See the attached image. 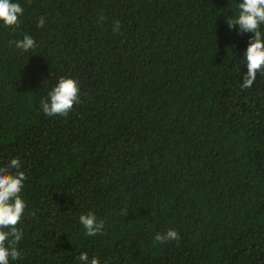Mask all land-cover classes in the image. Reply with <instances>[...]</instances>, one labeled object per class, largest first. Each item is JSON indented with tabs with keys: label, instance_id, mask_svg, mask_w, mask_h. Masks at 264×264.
I'll return each instance as SVG.
<instances>
[{
	"label": "trees",
	"instance_id": "trees-1",
	"mask_svg": "<svg viewBox=\"0 0 264 264\" xmlns=\"http://www.w3.org/2000/svg\"><path fill=\"white\" fill-rule=\"evenodd\" d=\"M12 2L0 166L19 158L27 207L10 264H264V75L241 87L253 34L227 26L239 0ZM24 35L35 49L15 48ZM60 77L81 102L49 117ZM89 212L104 223L91 237ZM168 229L180 239L154 243Z\"/></svg>",
	"mask_w": 264,
	"mask_h": 264
},
{
	"label": "clouds",
	"instance_id": "clouds-1",
	"mask_svg": "<svg viewBox=\"0 0 264 264\" xmlns=\"http://www.w3.org/2000/svg\"><path fill=\"white\" fill-rule=\"evenodd\" d=\"M237 14L227 20L229 29L236 28L238 33H252L248 46L243 54V63L247 72L243 74L241 87L250 88L256 80L257 73L264 75V0H239ZM23 8L18 2L0 0V24L7 28L19 26V18ZM103 18L101 17V20ZM44 18L37 21L38 27H43ZM120 24L116 21L113 31H119ZM15 48L23 52L35 49L36 41L29 35L13 42ZM78 82L72 78L60 77L57 84L51 88L45 98L40 100V109L46 116L67 117L73 106L80 103ZM19 158L11 159L7 165L0 166V264H10V260L22 259L18 244L23 238V228L19 227L21 218L27 207L21 197L24 182L27 177L20 170ZM15 170V171H13ZM79 223L85 230V235L95 236L102 233L103 221L89 212L79 217ZM178 233L168 229L165 233H156L154 243L165 244L178 241ZM80 264H100L98 258L89 259L87 253L77 257Z\"/></svg>",
	"mask_w": 264,
	"mask_h": 264
}]
</instances>
